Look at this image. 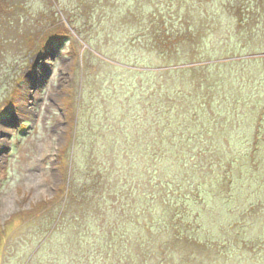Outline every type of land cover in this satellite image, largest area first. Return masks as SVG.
Masks as SVG:
<instances>
[{"label":"rangeland","instance_id":"1","mask_svg":"<svg viewBox=\"0 0 264 264\" xmlns=\"http://www.w3.org/2000/svg\"><path fill=\"white\" fill-rule=\"evenodd\" d=\"M5 1L7 10H0V264H38L56 256L67 264L71 260L59 246L66 237L78 238L84 264L103 259L109 264L110 229L130 249L143 236L137 257L149 264H264V31L217 43L219 26L211 21L214 12L231 16L226 0ZM162 31L174 38L169 48L161 49L155 39ZM162 68L177 71V80L179 68L193 80L198 79L194 73L203 74V83L216 80L218 88L210 83L199 105L189 104L195 108L188 119L197 120L191 133L160 141L155 132L148 141V134H138V126L146 124L142 103L155 96L148 108L153 122L161 119L158 109L166 97L159 95L163 91L153 77L162 81ZM177 84L170 90L173 101L183 96ZM241 86L253 91L245 101L231 94ZM66 95L75 116L71 130ZM176 103L183 111L181 99ZM132 125L137 127L130 135L132 129H126ZM120 130L129 132L128 144L120 140ZM114 134L120 143L113 154L120 181L132 167L123 189L136 196L131 201L125 192L114 197L107 188ZM69 141L63 162L71 188L62 209L64 197L52 196L62 181L59 148ZM150 155L152 186L141 172ZM183 157L188 162L181 172L192 167L181 176L188 174V181L180 186L174 176L164 188L154 185L170 179ZM230 159L236 170L226 172ZM217 161L221 171L214 169ZM101 190L104 201L98 199ZM40 200L49 206L32 209ZM189 204L190 218H178ZM149 207L155 213L176 210V224L171 230L150 226ZM61 211L66 212L59 221ZM158 220L165 224L167 218ZM193 239L204 247L193 246ZM214 239L222 242L213 246Z\"/></svg>","mask_w":264,"mask_h":264},{"label":"trees","instance_id":"2","mask_svg":"<svg viewBox=\"0 0 264 264\" xmlns=\"http://www.w3.org/2000/svg\"><path fill=\"white\" fill-rule=\"evenodd\" d=\"M226 1H227L226 2V5H227L226 8H227V11H229L228 13L231 14V16L228 17L226 15L225 18H223L220 13L214 12L213 14H214L215 19L211 21V22H216L217 26H219L217 29V33L213 37V39L217 38V43H220L222 40H225V39H230L233 34L238 36V35H241L242 33L255 34V32L258 30L264 31V0H254L256 3L253 7L249 4L250 3L249 0H226ZM210 2L213 4L214 0H210ZM6 3L7 2L5 0H0V10H3V11L7 10V8L2 9L3 8L2 4L5 5ZM258 7L261 8L260 11H257ZM231 9L234 11H232ZM221 12H223V11H221ZM220 25H224V26H226V28L225 29L220 28ZM58 26L60 27V25H58ZM65 29L64 28L61 29V27H60L59 31L60 32L63 31L65 33H70L67 28H65ZM220 34H225L226 37H221L222 35H220ZM53 37H56V35H53ZM155 39L158 41L161 49L162 48H169L171 41L174 40V38L171 37L169 34H166L165 31H162L160 34H157ZM191 67H189V68H191ZM160 71H161V73L164 74L162 77V81L158 82L159 79H157V78H159V77H153V79L156 81L157 84H159L158 85L159 88H157V89L163 91L159 95L166 97L165 100L163 99L164 101L161 100V106L158 109V113H159L161 119L159 121L153 122L154 118H153V116H151L152 113H150L152 108H148V106L149 105L151 106L153 104V102H154L153 97H155V96L147 95L145 97V99L143 100V103H142L143 107L145 108V115H147L146 120H145L146 124H144V125L141 124L140 126H138V134H141V135L142 134H148V139H149L148 141H153L155 139V136H152L153 133H155V132H158V136L160 137V141H162L163 139H166V138H170V136L172 137L175 134L182 135V134L191 133L192 129L197 126V120L195 122H191V120L188 119V116H187L188 111L192 108H195V107L190 106L189 104H191L192 102H195L196 106H198L200 95L207 92V88L209 87L210 83L212 84V87L216 86V88H218L217 84H216L217 83L216 80H213V82L207 81L206 83H203L206 80L205 78L202 77L203 74L194 73L193 76H196L198 78L197 80H193L190 77V75H184L185 74L184 73L185 68H179L178 69V71H180V72H178V76H179L178 80H177V75H173V73L177 72V71H174V69L172 70L169 68H162V70H160ZM146 72H150V71L147 70ZM149 77H151V76L149 75ZM177 82H179L180 86H181V91L179 92V94L181 93V95H183V96H179V97H177V99L175 101H173L172 98H170V96L173 94V93H170V90H171V88L178 85ZM239 92H240V94H239ZM252 93H253V91L249 90L247 87H244V86H241L239 88H234L231 90V94L236 96V97L241 98L242 101H245L246 99H248V97ZM245 94H247L248 96H246ZM179 99H181L182 103L184 104L183 111H180L178 109L179 107L177 106L176 102ZM63 101L66 104L67 122H68V125H69L70 130H71L75 124V116H74L73 110H72L73 107L71 105V100H70L69 96L66 95L64 97ZM244 104L245 103H243V105ZM201 124H203L202 121H201ZM155 125H156V127H155ZM136 127H137V125H134V126L132 125V127H129L126 130L132 129V131L130 133V135H131V134H133V131L136 130ZM167 131L171 132V134L164 133ZM120 132H121L120 140H122V138H123V140H125V142L128 144L129 143V137H128L129 132L122 133L123 130H120ZM110 133H115V130H112V132H110ZM141 135L139 136V138L141 137ZM69 136H71V134ZM193 136H194V134H193ZM225 137H227V136H225ZM185 141H187V140H185ZM228 141H229V139H228ZM69 144H70V141L65 142L59 148L60 154L58 155V160H59V171H60L62 181L60 182L59 188L57 189L56 193L52 196L53 199H55L58 196V194H59L58 197H62V196L64 197L61 200V204H60L61 208H62V204L64 205V203H63L64 199L66 200V198L70 192V188H71V186H68L67 182H66L68 169L66 167V163L64 164V162H63V154L65 153L66 149H68ZM164 144L165 143H163V145ZM119 146H120V143L117 139V135H115L114 138L112 135V138L110 137V150H111L110 151V163L111 164H110V170L109 171L107 170L108 172L105 175V177H106L105 179L107 181H110L107 184V188H109L110 194L112 192V194H114V197H116V193L120 192L119 197L122 198L123 192H125V194H124V196H126L125 200L130 199V201H131L136 196H134V195L132 196L130 193H128L129 191H123V189H124L125 185L129 186V184L127 182H129V181L131 182V178H130L129 174H130V171H132L131 170L132 167L130 169L125 168V170H127V171H123V173L126 175L124 177L125 180H123V181H120V176H119L118 172L116 171L117 167L115 164L117 163L116 162L117 158H115V156L113 154L115 152V148L116 147L119 148ZM152 149L153 150L155 149L154 146ZM151 150L148 151V148H147L148 154H150L149 152H151ZM151 155L148 156L145 161L143 160L142 167L145 165L146 166L141 171L146 176H148L150 183H151V178H153V170H151V167H152L153 162L155 163V160L153 159V157ZM105 157L107 158V156H105ZM231 160L232 159L226 161V164H225L226 172H227V170L231 169L232 167L235 169V166L232 165ZM185 161H186V163L188 162V157H183L178 162L179 167L174 172L176 174L173 173L172 175H170V179L165 178L164 179L165 183H162V182L161 183H154V185H159L160 187H161V185H163L162 188H164L165 185H167V183L174 181L173 180L174 176H175V179L177 178V180L181 179V181L178 182V184L180 186L184 181H188L189 178L186 177V176H188V174L185 175L184 177H181L182 174L187 173L189 171V169L192 168V167H189V165H188L185 167V170L183 172H181L182 167L185 166ZM230 161H231V163H230ZM241 161L239 163H242ZM128 163H130L129 160H128ZM178 164H176V165H178ZM214 165H215L214 169L216 171H221V169L223 167L222 163L217 161V164L215 163ZM103 169H105V168H103ZM178 170L181 173H179ZM134 173H135V171H134ZM192 178H193V176H192ZM230 178L232 179V175ZM161 181H163V180H161ZM156 182H160V180H157ZM102 185H104V186H102ZM152 185L153 184L151 183V186ZM101 187H105L104 181L101 183ZM102 194H103V190H101L99 193V197H98L99 200H103ZM127 194H128V196H127ZM144 196H147V195L145 194ZM52 198L50 199V202L52 201ZM149 198L150 197H145L146 200ZM115 199L116 198H114V200ZM162 203L163 202H161L160 204H162ZM48 204H49V201L40 200L33 205L32 209H36L39 206L46 207ZM101 204L102 203H100L98 205H101ZM62 209H65V208H62ZM116 209H117V206H116ZM116 209L110 210V214H112L114 217L113 218L114 222H117V220H120V218H118L119 217V215L117 213L118 210H116ZM165 210H169L170 212L155 213L154 210H151L149 207L147 213H148V215H152L153 218H152L151 223L149 221L148 224H150V226L152 224H155V228H157V229H160V226H162L164 230H167V229L171 230L172 228H169V227H172L174 224H176L175 218H177L176 217L177 211L176 210L172 211V209L170 207L166 208ZM192 210L193 209H192L190 204L186 207L183 206L180 213L178 212V218L182 219L183 216L186 219L190 218V214H191ZM27 211L31 212L32 210H27ZM171 211H172V214H171ZM65 212L63 213L61 211V214H59V216H58L59 221L62 220L63 216H65ZM114 214H116V216H114ZM197 216H201V215H199V212L197 213ZM163 217H166L167 221H165V224L164 223L160 224L163 220L160 221L158 219H162ZM86 219H88V215L86 216ZM188 229L189 228L186 227L185 231ZM53 231H54V227L51 228L47 237L44 239L45 240L44 244H46L47 241L49 242V239L52 237ZM161 232H163V231H161ZM186 238H188V237H186ZM196 241H197L196 239H193L191 244H194L193 246L204 247L203 246L205 244L204 242L200 241V243L199 242L196 243ZM142 242H144L143 236H142L141 242L139 239H137V241L132 244L133 245L132 249H130V244H129V247H124L125 245L121 246V243L116 240V233H114L113 230L110 229V263L109 262L108 263L109 264H149L147 261H145L144 258L143 259L140 258V261H138L137 256H138V252L140 250H142L140 248L142 246ZM220 242H222V241L219 239H217V240L214 239V245L213 246H217V244H219ZM128 243L129 242H127V244ZM170 245L172 246L171 243H166L164 245V247H170ZM59 246L65 247V248H62L63 250H61V251L65 254V256L67 258H69L71 260L67 264H80V263L84 264L83 260H82L83 258L81 257L82 252H79L77 250V248L79 246L78 238L66 237L65 241H62ZM145 246L147 248L148 245L145 244ZM227 247L229 248V246H227ZM48 248L51 249L50 246ZM229 249H232V247L230 246ZM126 250H128V251H126ZM37 253H38V251H37ZM141 256H144V253ZM36 257H37V255H36ZM42 257L43 256L40 255V259ZM188 257H190L191 259H196L194 256H188ZM57 258H58L57 256L54 257L53 260L50 262H45V261H43V259H41V262H39L38 264H59L60 262H59V259H57ZM162 258H163L162 260L165 261L164 255L162 256ZM86 262H88V260ZM191 262H192V260H190V259H186V261H185V263H191ZM100 263L106 264L105 259H103ZM157 263H159V261ZM25 264H33V262L31 260H28V262H26ZM61 264H62V260H61Z\"/></svg>","mask_w":264,"mask_h":264}]
</instances>
